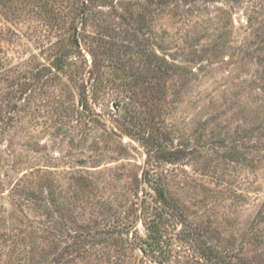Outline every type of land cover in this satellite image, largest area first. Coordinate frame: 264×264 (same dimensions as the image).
Returning a JSON list of instances; mask_svg holds the SVG:
<instances>
[{"label":"rangeland","instance_id":"374dc122","mask_svg":"<svg viewBox=\"0 0 264 264\" xmlns=\"http://www.w3.org/2000/svg\"><path fill=\"white\" fill-rule=\"evenodd\" d=\"M245 261L264 0H0V264Z\"/></svg>","mask_w":264,"mask_h":264},{"label":"trees","instance_id":"16d2710c","mask_svg":"<svg viewBox=\"0 0 264 264\" xmlns=\"http://www.w3.org/2000/svg\"><path fill=\"white\" fill-rule=\"evenodd\" d=\"M73 53V47L72 46H68V48L66 49L65 53L63 54L62 57L57 58L56 61L54 62V66L61 70L64 69L65 67L71 68L72 65H74L75 62H73V59H66V56H69ZM65 56V57H64ZM167 160H170L169 158ZM157 192H158V196L159 198L164 202V203H169L170 201V196H169V192L167 190V188L164 185L159 184L157 186ZM154 232V233H153ZM150 236L152 238L153 241H160L162 240L161 235H155V231H151L150 232ZM244 264H252L250 262L245 261Z\"/></svg>","mask_w":264,"mask_h":264}]
</instances>
